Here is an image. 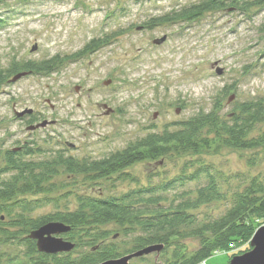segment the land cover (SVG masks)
<instances>
[{
    "label": "rangeland",
    "instance_id": "obj_1",
    "mask_svg": "<svg viewBox=\"0 0 264 264\" xmlns=\"http://www.w3.org/2000/svg\"><path fill=\"white\" fill-rule=\"evenodd\" d=\"M198 1H0V70L16 65L20 73H26L0 83V151L27 141L25 145L32 142L34 149H41L34 159L57 150L77 159H98L164 125L207 112L213 103L226 113L236 101L264 95V4L246 10H211L191 20L155 21ZM146 21L155 24L142 28ZM164 35L163 43L153 44ZM92 40L99 41V46L87 49ZM26 62H45L49 68L20 71ZM217 67L223 70L221 75L216 74ZM107 79L111 81L104 85ZM103 104L113 111L106 115ZM25 109H32L40 122L52 123L27 130L15 117V111ZM253 156L256 164L250 166L247 159ZM197 160L227 178L228 188L242 179L264 175L263 149L227 147L136 162L125 168L127 180L116 174L95 180L60 169L50 180L51 193L27 195L45 203L32 216L75 209L80 194L118 196L162 185L181 175L184 168L186 174L191 173L195 167L188 164ZM203 181H186L162 195L169 203L175 202L183 191L194 194ZM225 206L223 200L214 201L195 212L199 219H206L222 213ZM260 223L256 229L264 225ZM108 228L121 250L130 247L132 232L125 235L113 224ZM181 243L189 251L198 246L191 237ZM24 249L20 242L2 243L0 264L7 257L22 255ZM226 252H215L206 264L227 263ZM170 253L171 249L166 255ZM158 258L150 255L148 259L152 263Z\"/></svg>",
    "mask_w": 264,
    "mask_h": 264
},
{
    "label": "trees",
    "instance_id": "obj_2",
    "mask_svg": "<svg viewBox=\"0 0 264 264\" xmlns=\"http://www.w3.org/2000/svg\"><path fill=\"white\" fill-rule=\"evenodd\" d=\"M262 4L264 0H199L155 21L191 20L211 10H246ZM154 24L146 21L142 28ZM99 44L92 40L86 48ZM48 68L45 62H26L20 66V71ZM19 73L16 65L0 70V83ZM221 109L219 103H213L207 112L164 125L161 130L148 132L98 159H77L61 150L34 159L41 149H34L32 142L3 153L0 151V245L16 241L25 247L22 255L7 257L3 264H96L152 245H162V249L132 258L129 264L135 260L146 261V264H206V260L219 250L227 251V261L249 250L248 242L257 225L264 222V175L261 174L242 179L228 188L227 178L212 165L197 160L188 164V167H195L191 173L186 174L184 168L181 175L159 186L139 187L118 196L77 195V206L72 210L55 209L32 216L45 203L41 199L27 198V195L51 193L54 187L50 180L60 169L70 175L87 174L95 180L114 174L127 180L129 175L125 168L171 153L219 151L223 147L264 150V95L236 101L226 113H221ZM38 120L37 116H32L29 123ZM247 163L255 165V157L248 158ZM202 178L204 181L194 194L183 191L179 200L171 203L162 195L176 185L182 186L186 181L200 182ZM221 200L226 204L222 213L198 218L195 211L201 206ZM48 222H59L69 228L60 234L74 244L69 252L47 254L37 250L36 241L29 235ZM111 224L125 235L132 232L130 247L121 250L117 246L108 228ZM187 237L198 241L192 251L181 243ZM232 248L237 251L229 253ZM169 249L171 253L167 256ZM150 255L159 258L150 263Z\"/></svg>",
    "mask_w": 264,
    "mask_h": 264
},
{
    "label": "water",
    "instance_id": "obj_3",
    "mask_svg": "<svg viewBox=\"0 0 264 264\" xmlns=\"http://www.w3.org/2000/svg\"><path fill=\"white\" fill-rule=\"evenodd\" d=\"M141 27H138V29ZM166 40V36L154 39L152 42L155 45H159ZM36 49V45L31 47V51ZM217 75H221L223 70L221 68H215ZM26 73L22 72L15 75L12 81H15L19 77L25 75ZM110 79H107L103 82L104 85L110 83ZM233 99V95L228 98V102ZM102 107L105 109V114L111 113L113 110L108 107L106 104H103ZM32 109H25L23 111H15V117H21L25 113H31ZM156 113L154 114V116ZM52 121L43 120L35 125L27 127V130H34L36 128L45 127L47 124H51ZM72 146V145H70ZM69 228L59 222H48L38 229L32 231L29 235L30 238L36 241L37 250L47 254H56L61 252H69L74 244L68 240L63 239L60 234L66 232ZM250 249L242 254L234 255L230 260L225 264H264V225L258 227L251 239L249 240ZM162 249V245H152L148 246L139 251L123 255L119 258L106 260L96 264H129V261L132 258L146 255L152 252H159Z\"/></svg>",
    "mask_w": 264,
    "mask_h": 264
},
{
    "label": "flooded vegetation",
    "instance_id": "obj_4",
    "mask_svg": "<svg viewBox=\"0 0 264 264\" xmlns=\"http://www.w3.org/2000/svg\"><path fill=\"white\" fill-rule=\"evenodd\" d=\"M32 116H35L34 113H33V111H32L31 113H25V114L22 115L21 117H18L17 120L20 121L21 123H24L25 126H26V129H27V127L33 125V123H34V124H37V123L40 122V121L38 120V121H36V122L29 123V120L32 118ZM25 143H27V141H25L24 144H25ZM68 145H69V144H68ZM68 145H67V146H68ZM68 147H69V146H68Z\"/></svg>",
    "mask_w": 264,
    "mask_h": 264
},
{
    "label": "built area",
    "instance_id": "obj_5",
    "mask_svg": "<svg viewBox=\"0 0 264 264\" xmlns=\"http://www.w3.org/2000/svg\"><path fill=\"white\" fill-rule=\"evenodd\" d=\"M202 264H204V262Z\"/></svg>",
    "mask_w": 264,
    "mask_h": 264
}]
</instances>
